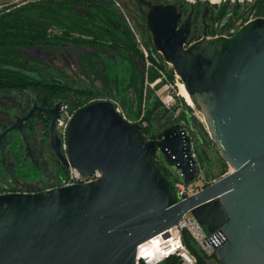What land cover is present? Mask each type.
Instances as JSON below:
<instances>
[{
  "label": "water",
  "instance_id": "95a60500",
  "mask_svg": "<svg viewBox=\"0 0 264 264\" xmlns=\"http://www.w3.org/2000/svg\"><path fill=\"white\" fill-rule=\"evenodd\" d=\"M146 4L154 47L182 80L233 170L178 200L159 160L186 187L198 179L186 122L170 123L151 139L112 102L98 100L74 113L65 152L56 129L62 102L50 110L36 104L9 130L48 111L51 148L62 164L102 176L1 194L0 264H135L140 244L167 236L187 213L210 233L221 228V242H212L219 264H264V18L239 21L231 36L193 41L179 28L175 6Z\"/></svg>",
  "mask_w": 264,
  "mask_h": 264
},
{
  "label": "flooded vegetation",
  "instance_id": "af4514ba",
  "mask_svg": "<svg viewBox=\"0 0 264 264\" xmlns=\"http://www.w3.org/2000/svg\"><path fill=\"white\" fill-rule=\"evenodd\" d=\"M210 1L218 3L219 0ZM129 2L133 5L132 8L137 16L142 17H146L148 12L146 3L148 2L175 6L180 14L179 28L190 32L193 41L202 39L205 34L207 36L213 34L217 30V22H214V19L221 6L215 7L210 3H202L198 0H129ZM235 10L233 5H229L220 30L226 28L229 33H235V27L230 23L237 15L234 13ZM116 14L120 16L118 10ZM132 21L134 27H138L141 35L147 39L150 34L147 24L138 23L134 18ZM120 24L121 22L114 25L120 26ZM81 50L95 57V67L98 68L101 75L108 76L110 83L115 85L117 94H121L122 78L123 76L130 78V74L137 69V59L124 58L117 51L105 48H82ZM20 54L24 55V52H20ZM26 54H28L26 57L32 59L28 65H25L22 60L17 63L0 60V191L3 193L40 192L49 186L58 184L64 177L60 169L63 164L53 152L50 144L52 120L50 112L41 111L25 120L23 129L9 130V128L20 118L26 116L36 104L39 108L50 110L58 102H62V109L65 102L73 97L72 90L63 91L64 88L57 91L47 90L43 89L41 85L44 83L40 82H33L34 84L26 86L24 85L25 77L34 76L39 81L42 77H46L54 84L71 87V89L76 87V84L87 81L77 78L76 75L79 72H83L91 80L89 70L81 69L82 54L78 49L52 45L51 49L47 47L28 49ZM42 63L46 66V69H43L46 75H42L40 72ZM66 66L69 68L76 66L77 71L72 75L65 73ZM53 70L59 71L60 74H55ZM11 74L17 76V83L11 80ZM92 79L94 83L98 80L103 84L100 77L92 75ZM123 107L125 109L124 105ZM52 161L56 165L55 168L59 167L56 172H54L55 168L51 167ZM159 162L166 172L170 173V169L162 157Z\"/></svg>",
  "mask_w": 264,
  "mask_h": 264
},
{
  "label": "trees",
  "instance_id": "16d2710c",
  "mask_svg": "<svg viewBox=\"0 0 264 264\" xmlns=\"http://www.w3.org/2000/svg\"><path fill=\"white\" fill-rule=\"evenodd\" d=\"M257 7L260 16L264 17V0H260L257 3ZM227 8V5L222 6L214 21L217 19L221 20L225 16ZM116 11L117 7L113 0H23L4 5L0 8V60L15 63L22 60L25 65H28L29 62H32V59L26 57L28 56L26 54L28 49L42 47L51 49L52 45L78 49L82 54L81 69L89 70L90 84H87L89 82L87 80L84 83L80 82L76 84V87L71 89V87L54 84L46 77H42L41 81H39L34 76H26L24 85L28 86L33 82H40L44 83L41 86L47 90L57 91L64 88L63 91H66L70 89L72 90L73 97L67 100L65 104H70L73 109L77 110L93 98L106 95V93L114 94L112 96L121 101L128 114L132 117H137L142 111L145 60L144 55L137 47L134 31L131 29L126 18L122 14L118 16ZM239 14H243L244 16V13L240 12ZM142 20L143 24L146 25L145 16H143ZM120 22V26H115ZM231 22L233 23L232 20ZM145 40L151 50L152 59H154L156 48L153 45L150 34ZM82 48L111 49L117 51L124 58H129L130 60L137 59V69L130 74V78H127V76H123L122 78L121 94L114 92L113 83H110L108 76L101 75L98 68L95 67V57L81 50ZM20 52H24V55H21ZM41 67L40 72H42V75H46L43 70L46 69L45 64L42 63ZM172 72L174 73V70ZM92 75L101 78L105 87V93H102L100 88L94 85ZM10 76L11 80L17 83V76H12V74ZM151 77L152 79L156 77V73L153 70L151 71ZM63 83L65 85L64 81ZM130 86L134 88L138 86L136 88L138 89V94L135 101H132L130 98L128 91ZM181 99L183 100L184 98L181 97ZM185 107L186 109L183 107L182 112L175 117L173 115L174 112L171 114L169 110L163 107L162 103L155 97L154 91L149 90L146 102L147 112L145 115L147 125L144 127L148 138H156L160 131L168 124L184 120L190 130H194L193 128H195L200 133L202 140H211L204 123L198 121L191 114L192 107L189 105ZM201 137L199 140H201ZM196 154L200 160L203 159L202 156L206 155L204 152H196ZM161 168L167 174L174 187V180L171 179L174 177L173 174L171 172L167 173L162 165ZM226 168L227 163L224 164V170ZM61 171L62 176H65L67 174V167L62 165ZM173 179L176 178L174 177ZM183 237L187 247L195 255L197 264H209L210 257L196 244L187 230L183 231ZM213 258L218 261L216 255ZM161 264L182 263L180 257L171 255Z\"/></svg>",
  "mask_w": 264,
  "mask_h": 264
},
{
  "label": "built area",
  "instance_id": "2783aa9c",
  "mask_svg": "<svg viewBox=\"0 0 264 264\" xmlns=\"http://www.w3.org/2000/svg\"><path fill=\"white\" fill-rule=\"evenodd\" d=\"M222 1L228 2L231 5H235L238 3L242 4L245 0H219L218 3H221ZM115 2H117V0H115ZM242 7L246 8V5L243 4ZM238 29L239 28H235V33ZM133 31L135 33L137 47L144 55L146 66L144 77V84L146 89L144 108L146 107L148 91L152 90L154 91L155 97L158 98L162 105L174 112L176 117L178 115V112L183 109V107H179L177 111H173L174 103L176 102L175 98L178 96L171 91V89L173 88V84L167 80L166 74L160 69L162 67L161 64L154 62V60L152 59L151 50L147 45L145 38L136 29L133 28ZM233 34L225 33L222 35L231 36ZM222 35L210 34L208 35V37L214 38ZM154 54V58L163 56L162 53L157 49L156 53ZM161 59L163 60V62H166L169 66L171 65L164 59V57H161ZM152 70L156 73L155 79H152L151 77ZM165 79L167 80L166 82L163 81ZM98 100H109L110 102H112L116 110L131 123H139L143 126V128L147 125V121L145 119L146 109L142 108L141 114L139 116L132 117L125 111L121 101L112 95L106 94L101 95L100 97L93 98L86 102L83 106ZM76 111L77 109H73L70 104H64L62 107L61 115L57 120L56 129L62 139V149L65 152L67 151V134L69 124ZM69 171L70 172H68L65 177H63L59 181L58 184L54 186H49L47 190L62 186H71L79 183L94 181L102 176V173L99 170H96L90 176H84L77 168L72 166L69 167ZM188 187H186L179 180L174 179L173 188L177 193L178 200L182 198L183 193L187 191L186 189H189ZM187 192L189 193V191ZM1 194L5 193L0 191V195ZM184 230H187L191 234L196 244L205 252V254H207L208 257H210L209 264H215L211 263V261H216L215 258H213L216 255V250L212 245V242H214L215 244H219L221 242V238L223 237V235L220 234L221 228L217 229L214 233H210L207 227L200 224L197 218L191 213H187L176 226L170 228L167 232V236H165L164 234H159L140 244L138 246L135 264H161L166 258L171 255H176L180 257L182 264H197V259L195 255L191 253L186 243L184 242Z\"/></svg>",
  "mask_w": 264,
  "mask_h": 264
},
{
  "label": "rangeland",
  "instance_id": "374dc122",
  "mask_svg": "<svg viewBox=\"0 0 264 264\" xmlns=\"http://www.w3.org/2000/svg\"><path fill=\"white\" fill-rule=\"evenodd\" d=\"M21 1H23V0H0V8L3 7L4 5L9 4V3L21 2ZM198 1H200L202 3H210L211 5H213V3L209 2L208 0H198ZM259 1L260 0H245L242 4L238 3V4L233 5L234 8L236 9L234 13H237V15L234 17V19H232L233 23L235 22L234 24L231 22L232 26L235 28H239L240 27V25H238L239 19H243L242 24H244V23L248 22V20H250V19L261 17L260 14L258 13V7H257V3H259ZM113 2L115 3V6L117 7V10L119 11V13L122 14L126 18L131 29L133 30V28H134L138 32H140L138 27L137 28L134 27V23H133L132 19L133 18L136 19L138 23H140V22L143 23V20H142L143 17L137 16V14L134 12V10L132 8L133 5H131L129 0H117L118 4H117V2H115V0H113ZM216 4H217V6H221V7L225 6V5H227L229 7V5H231L230 3L224 2V1H222L221 3H216ZM243 4L246 5V8L242 7ZM240 12L241 13L245 12L244 16H243V14L242 15L239 14ZM224 18L225 17H223L221 20L217 19L218 21L217 20L214 21V22H217V30H216L217 32L213 33V34H217V35L221 34L222 35L225 33L226 34L229 33V32H226L227 31L226 28H223V30H220V27L223 24L222 21L224 20ZM139 19H141L140 22H139ZM161 57H163V56H161ZM161 57H155L153 60H154V62L161 64L162 67L160 69L166 74L167 80L173 84V88L171 89V91L175 95H178L175 98L176 102L174 103L173 111L174 110L177 111L179 107H184L186 109V107H185L186 105L187 106L189 105L190 107H192L187 102L185 97H183V94L181 95V93H182L181 87L183 85V84L181 85V83H183L182 80L179 77H177V74L175 73V71H174V73L172 72V70H174V68L171 65L169 66L166 62H163ZM145 68H146V66H145ZM53 71L55 72V74H60L59 71H56V70H53ZM76 71H77L76 66H73L71 68L66 66V68L64 70L65 73H68L70 75L74 74ZM76 76L78 79L83 78V79L88 80L89 82L87 84H90V80L88 79V77L83 72H81V73L79 72L78 75H76ZM78 79H76V80H78ZM167 80L165 79L163 81L166 82ZM94 85L99 87L102 93H105V87L100 81L96 80V83H94ZM136 88L130 86L128 89V91L130 93V98L132 101H135L137 98L138 89H136ZM113 90H114V92H116L115 85H114ZM106 94H109V93H106ZM109 95H114V94H109ZM145 95H146V89H145V84H144V86H143V97H142V108L146 109V112H147V108L146 107L144 108V106H145ZM181 97H183L185 100L184 99L182 100ZM183 102L186 103V105H184ZM163 107H165V106H163ZM191 109H192L191 114L198 121L204 123V125L206 126L203 115L200 112H198L194 108V106ZM167 110H169V109H167ZM182 110L183 109H181L178 112V115L180 114V112H182ZM169 111L172 114V111L171 110H169ZM173 115L175 116V114H173ZM206 128H207V126H206ZM193 129L194 130H190V129L189 130H190V135H191L192 141H193L195 157L199 162L200 171L198 174V179L195 181V183H193L194 185L191 184L188 187L189 189H186L191 194L201 190L202 188L206 187V185L208 186V185L212 184L213 182L219 180L220 178L227 175L228 173H230L233 170L231 168V166L228 165V163H227L226 170H224V164L226 163V161L223 158V156L221 155L217 145L213 142V140L212 139L211 140H209V139L208 140H202L200 133L197 132V130H195V128H193ZM200 137H201V140H199ZM195 151L197 153L204 152L206 155L202 156L203 159L200 160V158L197 157V154ZM47 156H49V154H47ZM53 161L51 163V167L54 169L56 167V165L54 164ZM56 169H59V167L55 168L54 172H56ZM68 172H70L69 167H67V173ZM173 178L174 177H172L171 179L174 180ZM211 263L219 264L218 261H215V262L211 261Z\"/></svg>",
  "mask_w": 264,
  "mask_h": 264
},
{
  "label": "bare ground",
  "instance_id": "6f19581e",
  "mask_svg": "<svg viewBox=\"0 0 264 264\" xmlns=\"http://www.w3.org/2000/svg\"><path fill=\"white\" fill-rule=\"evenodd\" d=\"M182 84H183V83H181V85H182ZM181 92H182L181 95L183 94V97H185V99L187 100V102L193 107L194 104H193L192 99L190 98V95H189V93L187 92V90H186L184 84H183L182 87H181Z\"/></svg>",
  "mask_w": 264,
  "mask_h": 264
}]
</instances>
